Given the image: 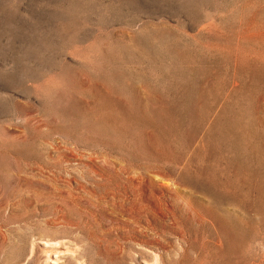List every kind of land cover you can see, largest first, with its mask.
I'll list each match as a JSON object with an SVG mask.
<instances>
[{
	"label": "rangeland",
	"instance_id": "obj_1",
	"mask_svg": "<svg viewBox=\"0 0 264 264\" xmlns=\"http://www.w3.org/2000/svg\"><path fill=\"white\" fill-rule=\"evenodd\" d=\"M0 229V264H264V0H0Z\"/></svg>",
	"mask_w": 264,
	"mask_h": 264
},
{
	"label": "bare ground",
	"instance_id": "obj_2",
	"mask_svg": "<svg viewBox=\"0 0 264 264\" xmlns=\"http://www.w3.org/2000/svg\"><path fill=\"white\" fill-rule=\"evenodd\" d=\"M162 191H163V190H162ZM165 193H166V192H165ZM158 196H159V195H158ZM163 198H164V197H163ZM165 199H167V198H165ZM163 200H164V199H163ZM163 200H162V202H164ZM160 205H163V204H160ZM164 206H165V205H163V208H164ZM167 206H168V205H167ZM170 206H171V205H170ZM146 207H147V205H146ZM149 207H150V205H149ZM157 207H158V206H157ZM160 207H161V206H160ZM168 207H169V206H168ZM147 208H148V207H147ZM161 208H162V207H161ZM159 209H160V208H159ZM155 210H156V209H155ZM164 210H165V209H164ZM167 210H168V209H167ZM167 210H165V211H167ZM172 211H173V210H172ZM170 212H171V211H170ZM154 213H155V212H154ZM156 213H157V212H156ZM160 213H161V212H160ZM163 213H164V212H163ZM167 213H168V212H167ZM5 214H6V213H5ZM164 214H165V213H164ZM155 215H156V214H155ZM137 216H138V215H137ZM142 216H143V215H142ZM158 216H159V215H158ZM166 217H167V216H166ZM134 218H135V217H134ZM162 218H163V217H162ZM177 218H178V217H177ZM165 226H166V225H165ZM0 230H1V229H0ZM33 249H34V248H33ZM32 252H33V251H32ZM30 254H31V253H30ZM29 256H30V255H29Z\"/></svg>",
	"mask_w": 264,
	"mask_h": 264
}]
</instances>
